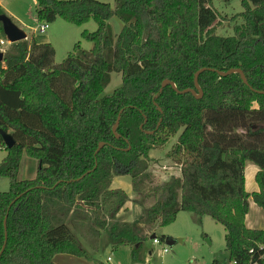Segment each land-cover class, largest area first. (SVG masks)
<instances>
[{"label": "trees", "instance_id": "trees-1", "mask_svg": "<svg viewBox=\"0 0 264 264\" xmlns=\"http://www.w3.org/2000/svg\"><path fill=\"white\" fill-rule=\"evenodd\" d=\"M36 2L41 22L94 19L97 29L82 32L90 50L77 42L61 63L54 45L35 37L11 43L0 61V128L16 141L7 148L0 134L7 152L0 177L10 181L0 190V251L6 218L8 233L0 264H57V254L103 264L73 229L94 252L103 234L111 247L131 245V261L143 264L145 237L118 218L129 196L111 184L123 174L134 192L153 197L148 224L169 225L180 211L199 223L210 216L225 227L228 252V262L213 264H264V229L246 225L250 199L264 209V0H241L243 21L227 36L216 32L213 0ZM203 67L241 68L251 87L239 72L206 69L198 76L202 96L171 84L160 92L169 79L199 94L194 78ZM113 71L122 73V85L103 94ZM175 136L166 155L179 173L154 183L150 152ZM24 154L38 161L33 178H19ZM248 161L258 166L259 190L251 192Z\"/></svg>", "mask_w": 264, "mask_h": 264}, {"label": "rangeland", "instance_id": "rangeland-1", "mask_svg": "<svg viewBox=\"0 0 264 264\" xmlns=\"http://www.w3.org/2000/svg\"><path fill=\"white\" fill-rule=\"evenodd\" d=\"M4 7L11 13H6L11 19L22 29H24L30 37H35L37 41L49 35L50 42L55 47V63H61L67 56L68 52L74 49L77 42L86 50L92 48V43L82 36L84 30L94 31L97 29V23L94 19L89 20L85 24L76 25L67 22L61 17L55 21H47L49 28L46 32L38 31L42 23L36 18L30 17L36 10V0H0ZM213 5L218 10L219 23L217 26V34L233 35L234 26L243 21L238 14L243 11L241 0H213ZM12 9L16 10L13 11ZM14 14V15H13ZM19 17L24 19L19 20ZM46 22V21H44ZM121 20L114 16L113 31L119 32L116 23ZM0 39H6L4 33H0ZM10 44L3 46L4 49ZM111 82L106 87L103 94H112L119 86L122 85V73L113 71L111 74ZM255 105H257L255 103ZM177 139L173 137L169 144L164 147H157L150 152V169L154 172V183L161 182L169 178L171 174L179 173V167L175 166L174 161L167 157L166 153L169 147ZM3 150H5V147ZM7 154V152H6ZM2 161V160H1ZM0 161V162H1ZM38 161L27 154L23 155L19 178H33L36 175ZM10 181L8 177H0V190H8ZM113 188H120L128 193L129 199L125 206L119 211L118 218L133 223L134 229L145 237L143 241L142 258L143 264H213L215 260L228 262V252L225 246V227L215 222L210 216H203L202 222H197V215L189 211H180L174 222L169 225L161 226L158 222L148 224L145 220V211L154 202L153 197L143 198L134 192L131 185V177L127 174L115 175L112 177ZM251 210L253 220L258 223V228L264 229V209ZM77 239L83 246L93 254L94 258L103 264H131V245H120L111 247L108 236L103 234L101 237V247L99 251L94 252L91 243L84 240L79 232L73 229ZM156 233L158 238L162 235L170 236L175 240L173 245L166 243V240L154 242L151 235ZM164 247L168 248V252H164ZM110 257V259H108ZM86 259V258H85ZM84 264H98L93 260L86 259ZM232 264V263H230Z\"/></svg>", "mask_w": 264, "mask_h": 264}, {"label": "water", "instance_id": "water-1", "mask_svg": "<svg viewBox=\"0 0 264 264\" xmlns=\"http://www.w3.org/2000/svg\"><path fill=\"white\" fill-rule=\"evenodd\" d=\"M0 22L2 23V26H3V30H4V34L6 35L7 39L11 42V43H14V42H17V41H20V40H23V39H27L28 38V34L27 32L22 29L21 27H19L12 19L10 16H8L7 14L5 13H2L0 14ZM4 54L5 52L3 50H0V61H3L4 59ZM206 69H211L213 71H216L218 72L219 75L221 76H227L233 72H239L240 73V76L242 78V80L244 81V83L248 86H250V83L249 81L247 80L245 74H244V71L241 69V68H231L227 71H221V70H217V69H214V68H206V67H203L202 69L198 70L195 74V78H194V81H195V86L196 88L198 89L199 91V94H197L196 90L194 88H187V89H184V90H178L175 83L169 79H165L162 83V87L160 89V92L162 91L163 87L166 85V84H171L173 86L174 89H176L179 93H185V92H191L193 93L194 95H196L197 97H200L202 96L203 94V91L198 83V76L199 74L203 71V70H206ZM251 87V86H250ZM158 96V94L156 95ZM160 111H162V108L159 107ZM162 119H160L159 123H158V126L160 125ZM119 122H120V115L117 119V122L115 124V126L113 127V131L114 133L117 132V127L119 125ZM143 125H141L142 127ZM0 134L3 138V141H4V144L7 148H11L15 145L16 141L15 139L13 138V136L3 130L2 128H0ZM116 135L118 136V134L116 133ZM104 143L101 142L98 149H97V152L99 151V149L101 148V146H103ZM84 175H82L79 179H81ZM7 218L5 219V242L3 244V247L0 251V257L5 249V246H6V243H7ZM151 238L152 239H155L157 238V234L156 233H153L151 235ZM165 240H166V243L169 244V245H173L175 243V240L170 237V236H167L165 237ZM134 264H142V263H134Z\"/></svg>", "mask_w": 264, "mask_h": 264}, {"label": "crops", "instance_id": "crops-1", "mask_svg": "<svg viewBox=\"0 0 264 264\" xmlns=\"http://www.w3.org/2000/svg\"><path fill=\"white\" fill-rule=\"evenodd\" d=\"M105 1H110L113 2V0H105ZM0 5L2 6V8L4 9V11L6 13H9L10 15H12L11 13L13 12H9L4 5L2 4V2L0 1ZM13 11L16 12V10L12 9ZM14 15V14H13ZM30 17L31 18H36V14L33 15L32 11L30 12ZM21 19H24L22 17H19V20L22 21ZM37 19V18H36ZM113 18H111L110 23L113 27V23H112ZM43 22V21H42ZM116 29L119 31L122 28V22L120 23H116ZM118 33V32H117ZM28 34V33H27ZM6 36V35H5ZM29 34H28V38H29ZM51 38L49 35L45 36L44 38H42L41 40H39V42H50ZM6 51V49H4V52ZM6 156V150H3V147H1L0 145V161ZM38 168V167H37ZM258 170V166L256 164H254L253 162L248 161L246 163V167H245V186L247 191L251 192L254 190H259V186L255 181V174ZM37 171V169H36ZM254 208H256L255 210H258L257 208H261L260 206H258L254 201H252L250 199V208H249V212L246 216V225L250 228H258V223L253 220V215H250L251 210H254ZM54 260L57 264H84V261L86 260L85 258L82 257H78L75 255H71V254H57L54 257ZM131 264H134L131 261Z\"/></svg>", "mask_w": 264, "mask_h": 264}, {"label": "built area", "instance_id": "built-area-1", "mask_svg": "<svg viewBox=\"0 0 264 264\" xmlns=\"http://www.w3.org/2000/svg\"><path fill=\"white\" fill-rule=\"evenodd\" d=\"M49 28V24H48V22L46 21V22H42L41 24H40V26H39V28L37 29L38 31H41V32H46V30ZM11 44V42L7 39V37H6V39H0V50H3L4 51V48H3V46L4 45H6V44ZM154 240V242H159V238L157 237V238H155V239H153ZM164 252L166 253V252H168V248L167 247H164ZM108 259H110V257H108Z\"/></svg>", "mask_w": 264, "mask_h": 264}]
</instances>
